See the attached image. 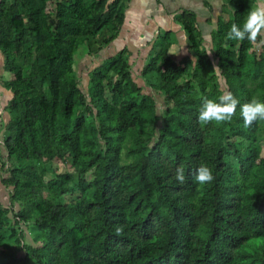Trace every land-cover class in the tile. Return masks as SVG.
Wrapping results in <instances>:
<instances>
[{
  "label": "trees",
  "instance_id": "obj_1",
  "mask_svg": "<svg viewBox=\"0 0 264 264\" xmlns=\"http://www.w3.org/2000/svg\"><path fill=\"white\" fill-rule=\"evenodd\" d=\"M126 1L0 0V264H264V120L198 123L205 97L264 102V46L227 39L258 0H231L212 49L182 22L195 64L163 36L145 84L124 51L83 87L75 53L115 40Z\"/></svg>",
  "mask_w": 264,
  "mask_h": 264
},
{
  "label": "crops",
  "instance_id": "obj_2",
  "mask_svg": "<svg viewBox=\"0 0 264 264\" xmlns=\"http://www.w3.org/2000/svg\"><path fill=\"white\" fill-rule=\"evenodd\" d=\"M113 1L109 0V3ZM233 14L231 0H127L124 21L118 36L94 56L98 60L93 61L96 65L91 71L100 66L103 60L126 51L134 78L143 85L145 83L142 72L151 57L160 49L158 40L163 36L171 42L168 54L176 62L188 59L189 63L192 61L195 64L182 22L188 17L194 19L206 48L212 49L213 35L218 30L220 21H230ZM262 47L257 49L254 46L251 50L260 51ZM4 72V56L0 52V76Z\"/></svg>",
  "mask_w": 264,
  "mask_h": 264
},
{
  "label": "clouds",
  "instance_id": "obj_3",
  "mask_svg": "<svg viewBox=\"0 0 264 264\" xmlns=\"http://www.w3.org/2000/svg\"><path fill=\"white\" fill-rule=\"evenodd\" d=\"M227 39L247 40L257 49L264 46V0H258V3L248 11L242 26L235 23L231 25L227 33ZM238 106L245 128L251 127L258 120H264V102L253 98L250 102L241 105L240 101L231 92L225 91L218 97V101L207 97L203 98L199 109L198 123L204 126L213 121L216 123L230 122L236 115ZM175 179L179 183L185 182L182 167L176 169ZM194 180L199 184H207L213 182L214 176L211 169L206 165H201L196 169Z\"/></svg>",
  "mask_w": 264,
  "mask_h": 264
},
{
  "label": "rangeland",
  "instance_id": "obj_4",
  "mask_svg": "<svg viewBox=\"0 0 264 264\" xmlns=\"http://www.w3.org/2000/svg\"><path fill=\"white\" fill-rule=\"evenodd\" d=\"M159 44H161V41L159 42ZM75 58L78 61V64H77L78 75L81 77L83 87H86L88 80H89V73L92 70L91 68L96 65V63H94L93 61L96 62L98 59L94 56L89 57V55L86 54V52H85L84 46L79 47V49L75 53ZM105 60H107V59H105ZM105 60H103L102 63ZM190 67H192V65H190ZM2 77H4V80H5V78L6 79L10 78L9 75L5 74V72L3 73ZM10 97H11L10 93L6 91V89L2 86V81H0V98H1L0 112L2 110L4 112V107L7 105ZM2 115H3V119H6V122H8V117H7L6 113L4 112V113H2ZM57 169H58L59 173L63 172L64 170H67V169H65L64 165H62V164H59ZM52 177H53V174L48 175V179H50ZM8 196H9V189L6 188L4 185L0 184V202L9 208L10 202L8 200ZM71 199H72V197L70 198V200Z\"/></svg>",
  "mask_w": 264,
  "mask_h": 264
},
{
  "label": "water",
  "instance_id": "obj_5",
  "mask_svg": "<svg viewBox=\"0 0 264 264\" xmlns=\"http://www.w3.org/2000/svg\"><path fill=\"white\" fill-rule=\"evenodd\" d=\"M89 82V81H88Z\"/></svg>",
  "mask_w": 264,
  "mask_h": 264
}]
</instances>
